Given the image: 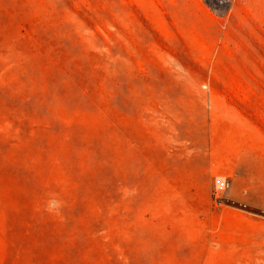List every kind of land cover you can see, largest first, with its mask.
Returning <instances> with one entry per match:
<instances>
[{
	"label": "rangeland",
	"instance_id": "374dc122",
	"mask_svg": "<svg viewBox=\"0 0 264 264\" xmlns=\"http://www.w3.org/2000/svg\"><path fill=\"white\" fill-rule=\"evenodd\" d=\"M226 9L0 0V264H232L264 242V0Z\"/></svg>",
	"mask_w": 264,
	"mask_h": 264
},
{
	"label": "crops",
	"instance_id": "0c3cea01",
	"mask_svg": "<svg viewBox=\"0 0 264 264\" xmlns=\"http://www.w3.org/2000/svg\"><path fill=\"white\" fill-rule=\"evenodd\" d=\"M229 168L228 163H223L220 167L221 172H226ZM210 245L212 241L209 242ZM240 249L234 252L233 258L231 259L232 264H264V242L256 241L254 239H248L242 243H238ZM208 264L214 262L207 260ZM206 262V263H207Z\"/></svg>",
	"mask_w": 264,
	"mask_h": 264
},
{
	"label": "built area",
	"instance_id": "2783aa9c",
	"mask_svg": "<svg viewBox=\"0 0 264 264\" xmlns=\"http://www.w3.org/2000/svg\"><path fill=\"white\" fill-rule=\"evenodd\" d=\"M236 0H218L219 6H225L227 9L221 13L222 16L228 14ZM227 182L225 180L219 179L216 182L215 189L213 191V197L217 203H221L220 195L226 190Z\"/></svg>",
	"mask_w": 264,
	"mask_h": 264
}]
</instances>
